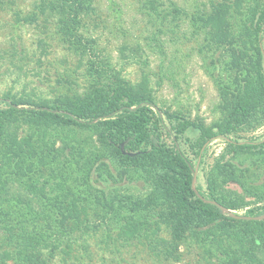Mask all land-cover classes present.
<instances>
[{"label": "trees", "instance_id": "16d2710c", "mask_svg": "<svg viewBox=\"0 0 264 264\" xmlns=\"http://www.w3.org/2000/svg\"><path fill=\"white\" fill-rule=\"evenodd\" d=\"M160 6V0L145 4L153 12ZM93 11L89 0H37L29 18L54 27L84 65L87 84L53 98H0V264H84L73 239L82 202L121 225L125 242H142L159 259L178 261L181 242L193 239L220 264H264V219H246L264 216V139L240 136L264 124V0H222L190 19L205 31V49L219 55L223 117L209 128L164 110L145 83L122 76L82 32ZM231 11L243 18L239 33ZM61 130L87 132L89 149L64 140ZM191 130L197 137L187 136ZM216 140L224 152L205 169ZM241 157L253 165L238 167ZM199 169L205 187L197 177L195 190ZM95 173L116 182L140 178L149 194H109L93 186ZM16 183L27 200L12 192ZM164 225L171 240L161 237Z\"/></svg>", "mask_w": 264, "mask_h": 264}, {"label": "rangeland", "instance_id": "374dc122", "mask_svg": "<svg viewBox=\"0 0 264 264\" xmlns=\"http://www.w3.org/2000/svg\"><path fill=\"white\" fill-rule=\"evenodd\" d=\"M4 1L0 4V98L6 95L18 99L21 95L53 98L69 90H82L87 81L85 67L78 57L61 43L54 27L47 21H29L37 0ZM89 2L94 11L84 20L82 32L96 39L100 52L111 60L122 76L136 86L145 83L161 108L186 116L197 125L209 128L222 119L217 85L219 55L205 49V31L190 20L195 14L211 13L213 6L222 0H160L161 6L156 12L145 7L147 0ZM231 14L230 21L239 33L243 18L233 11ZM197 135L193 130L187 133L190 138ZM59 136L64 140L75 138L81 141L79 146L89 138L87 132L75 134L68 130H61ZM240 136L263 140L264 124ZM83 147L85 151L89 149L87 144ZM224 149L221 140L209 145L205 169L212 166ZM234 162L238 167L246 168L253 165L254 159L241 157ZM110 170L117 176L112 164ZM197 177L205 187L202 169L198 170ZM37 182L41 184L39 178ZM42 182L45 183L44 179ZM92 184L109 194H133L141 198L149 194L148 186L140 178L116 182L95 173ZM11 188L27 200V191L23 187L16 183ZM82 204L85 208L75 210L79 220L73 226L76 248L85 255L81 263L220 264V258L206 253L193 239L181 242L178 261L159 259L146 244L125 242L122 226L103 220L94 205ZM162 230V239L171 240L170 228L164 225ZM3 236L0 229V242ZM2 251H8V248L4 246ZM75 264L80 263L76 261Z\"/></svg>", "mask_w": 264, "mask_h": 264}, {"label": "water", "instance_id": "95a60500", "mask_svg": "<svg viewBox=\"0 0 264 264\" xmlns=\"http://www.w3.org/2000/svg\"><path fill=\"white\" fill-rule=\"evenodd\" d=\"M196 180H197V174H195V176H194V180H193V187H194V189L196 190V186H195V184H196ZM214 204H216V202H213ZM246 219H255V220H263L264 219V216H262V217H255V218H252V217H247Z\"/></svg>", "mask_w": 264, "mask_h": 264}]
</instances>
